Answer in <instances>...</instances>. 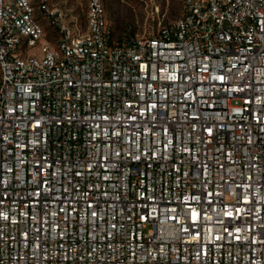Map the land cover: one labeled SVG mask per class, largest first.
<instances>
[{"label":"built area","instance_id":"obj_1","mask_svg":"<svg viewBox=\"0 0 264 264\" xmlns=\"http://www.w3.org/2000/svg\"><path fill=\"white\" fill-rule=\"evenodd\" d=\"M181 1L0 0V264H264V0Z\"/></svg>","mask_w":264,"mask_h":264},{"label":"rangeland","instance_id":"obj_2","mask_svg":"<svg viewBox=\"0 0 264 264\" xmlns=\"http://www.w3.org/2000/svg\"><path fill=\"white\" fill-rule=\"evenodd\" d=\"M108 15L110 36L116 42L131 37L157 33L180 17L183 9L181 0H104ZM41 0H32L35 14L45 27L46 38L56 42L59 37L54 25L44 18L40 10ZM88 0H53L52 6L68 15L77 33L86 29ZM133 32V34H129Z\"/></svg>","mask_w":264,"mask_h":264},{"label":"trees","instance_id":"obj_3","mask_svg":"<svg viewBox=\"0 0 264 264\" xmlns=\"http://www.w3.org/2000/svg\"><path fill=\"white\" fill-rule=\"evenodd\" d=\"M129 34L131 35V34H133V32H130Z\"/></svg>","mask_w":264,"mask_h":264}]
</instances>
